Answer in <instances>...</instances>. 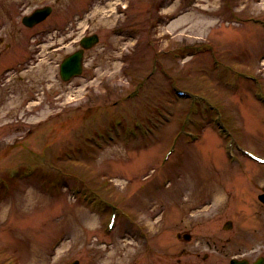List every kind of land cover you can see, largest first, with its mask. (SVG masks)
I'll list each match as a JSON object with an SVG mask.
<instances>
[{
  "label": "rangeland",
  "instance_id": "rangeland-1",
  "mask_svg": "<svg viewBox=\"0 0 264 264\" xmlns=\"http://www.w3.org/2000/svg\"><path fill=\"white\" fill-rule=\"evenodd\" d=\"M46 4L56 7L49 19L23 24ZM78 7L76 38L100 40L85 51L83 75L64 81L59 64L80 46L51 51L62 41L45 32ZM262 18V0H0V264H230L264 255V165L236 150L230 159L218 123L231 132L228 145L264 154ZM41 29L48 44L37 58ZM173 87L204 93L198 103L210 120L199 114L192 126V103ZM153 114L155 125L145 124ZM112 210L118 220L108 229Z\"/></svg>",
  "mask_w": 264,
  "mask_h": 264
},
{
  "label": "water",
  "instance_id": "water-1",
  "mask_svg": "<svg viewBox=\"0 0 264 264\" xmlns=\"http://www.w3.org/2000/svg\"><path fill=\"white\" fill-rule=\"evenodd\" d=\"M50 10V7L37 8L32 14L26 15L23 18V22L26 25L32 26L35 23L45 19L50 13ZM98 41L99 36L97 34L83 37V39L81 40L82 49L77 50L76 52L65 58L61 67V75L65 80L70 79L72 75H77L82 72L84 49L94 46ZM260 198L264 201V194L260 195ZM224 227H232V222L227 221ZM177 236L183 237L186 240H189L191 238V235L189 233H184L183 235L181 233H178ZM241 261L243 262L244 260L233 259L232 264H240ZM72 264H79V260H75Z\"/></svg>",
  "mask_w": 264,
  "mask_h": 264
},
{
  "label": "flooded vegetation",
  "instance_id": "flooded-vegetation-1",
  "mask_svg": "<svg viewBox=\"0 0 264 264\" xmlns=\"http://www.w3.org/2000/svg\"><path fill=\"white\" fill-rule=\"evenodd\" d=\"M55 1L56 2H60L61 0H55ZM55 11H56V7H55V5H52V14L55 13ZM80 15H81L80 7H78L77 9L69 11V13L67 15V16H69L68 17L69 20L65 21L60 26V32L64 34L63 38L67 41V43H70V42H73V41L76 42V41H78L80 39L79 36L76 38V34L79 33L78 28H79V23L80 22H79L78 18H80ZM71 18H73L74 21H72ZM0 41H1V38H0ZM42 45H43L42 42L37 44L38 50H37L36 54L41 52L40 47ZM65 46H66V44L63 43L62 46H56V47H54L51 50L56 51L58 49L65 48Z\"/></svg>",
  "mask_w": 264,
  "mask_h": 264
},
{
  "label": "bare ground",
  "instance_id": "bare-ground-1",
  "mask_svg": "<svg viewBox=\"0 0 264 264\" xmlns=\"http://www.w3.org/2000/svg\"><path fill=\"white\" fill-rule=\"evenodd\" d=\"M262 2H264V1L262 0ZM209 139L213 140V137H212V135H211V134H209V135H208V140H209ZM92 221H95V222L97 221V222H98V220H97V219H95V220H92Z\"/></svg>",
  "mask_w": 264,
  "mask_h": 264
}]
</instances>
